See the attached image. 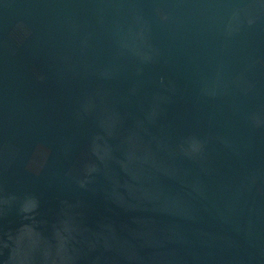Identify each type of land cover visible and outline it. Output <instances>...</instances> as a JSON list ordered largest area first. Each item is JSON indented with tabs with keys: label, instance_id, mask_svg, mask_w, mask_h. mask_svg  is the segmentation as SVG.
Wrapping results in <instances>:
<instances>
[{
	"label": "water",
	"instance_id": "obj_1",
	"mask_svg": "<svg viewBox=\"0 0 264 264\" xmlns=\"http://www.w3.org/2000/svg\"><path fill=\"white\" fill-rule=\"evenodd\" d=\"M0 264H264V0H0Z\"/></svg>",
	"mask_w": 264,
	"mask_h": 264
}]
</instances>
